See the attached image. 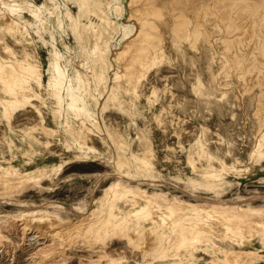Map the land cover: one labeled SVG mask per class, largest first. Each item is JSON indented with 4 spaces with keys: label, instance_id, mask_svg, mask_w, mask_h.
<instances>
[{
    "label": "bare ground",
    "instance_id": "1",
    "mask_svg": "<svg viewBox=\"0 0 264 264\" xmlns=\"http://www.w3.org/2000/svg\"><path fill=\"white\" fill-rule=\"evenodd\" d=\"M126 4L128 8L122 0H0V121L5 124L0 135V205L15 209L3 216L23 222L24 238L30 232L39 236V228L51 230L50 246L38 252L51 264H68L61 241L73 234L89 237L84 242L96 257H89L87 264H128L124 253L102 251L117 234L138 256V263L184 264L203 249L216 253L214 264H253L260 256L245 242L257 235L264 243V204L240 195L222 198L220 191L231 175L240 177L254 165L264 170V0ZM66 30L74 44L63 41L61 49L55 33ZM38 41L50 44L45 64ZM76 48L85 54L80 67L71 70L66 55ZM175 58L193 72L191 86L197 99L213 102L221 115L226 107L216 98L229 93L228 105L255 120L244 153L230 156L232 143L223 137L224 149L207 146L199 137L190 145L191 174L177 168L168 176L186 184L181 191L191 198L170 193L156 169L161 157L152 120L159 111L142 115L143 124L134 118L135 109L145 108L140 87L148 73ZM202 74L209 84L204 91ZM162 91L170 92L166 86ZM157 94L152 87L145 95L146 105ZM40 104L54 126L46 124ZM28 106L37 119L18 128L14 115ZM109 107L130 120L124 128L107 121ZM242 131L248 130L243 126ZM52 141L59 142L67 155L50 149ZM53 155L58 160L45 159ZM37 156L44 159L36 162ZM75 161H106L113 172L103 175L111 174L112 179L98 194L94 189L99 178L94 179L88 192L75 199L19 197L28 185L54 191L56 179ZM199 187L212 191L203 202L194 200Z\"/></svg>",
    "mask_w": 264,
    "mask_h": 264
},
{
    "label": "rangeland",
    "instance_id": "2",
    "mask_svg": "<svg viewBox=\"0 0 264 264\" xmlns=\"http://www.w3.org/2000/svg\"><path fill=\"white\" fill-rule=\"evenodd\" d=\"M33 1L35 3H41L44 0ZM122 2L125 7L128 8V4H126L128 3V0H122ZM70 6L72 10H78L74 3ZM124 22L126 23V21ZM47 36L48 35H46V37ZM5 38L8 42H12L9 35H5ZM55 38L57 46L61 49L63 41L69 42L72 45L74 44L72 33L69 30H66V33L64 34L59 32L55 33ZM114 39L115 38L111 40V44H113ZM37 43L38 52L45 64V58L47 56L48 49L50 48V44H44L39 41ZM2 50L3 49L0 47V52H2ZM84 54L85 53L81 52L78 48L72 50L70 53H67L66 57L69 60L68 65L71 70L75 67H80L79 61L84 58ZM173 60H165L166 62H161L160 65L148 73V78L146 80L144 79L140 87V90L143 93L141 101L143 103L145 102V108L135 109L134 118L138 123L143 124L144 120L142 119V115H149L153 112L157 113L159 111V117H155L152 120L153 129L155 130L153 134L154 143L157 148H159L157 150L159 156L161 157V161L155 163L156 169L162 174L161 177L167 180L166 182L170 187V193L181 195L184 198H191L188 193L181 191L182 189H186V184L168 176V173L173 174L177 168L183 173L191 174L190 166L187 164L190 145L193 144L195 139L199 137L206 142L207 146L214 147L217 145L219 149H224L227 148V142L220 140V137H223L224 140L228 139L232 143L229 145V148L231 149L230 156L233 154L244 153L246 152V150L244 151V148H248V141L251 138L249 137L251 136V131L249 130L253 127L252 125H254L255 120L252 116H245L238 107H230L228 105L229 93L221 96L222 98H216L217 100L224 102L226 107V109L222 110L223 114L221 115L216 112L218 110L214 107L213 102H209L205 98L197 99L191 86V83L194 81L193 72H190L185 67H182V62L178 59L175 58V60ZM204 75L205 74L201 75L203 80V85L201 86L202 91H204L209 85ZM165 86L169 88L170 92L168 91L164 93V91H162ZM152 87L157 88L158 94L155 98L156 100H154L155 102L152 101L150 103V105H152L151 109H149L148 106L150 105H146L144 98ZM185 93L187 94V97H184ZM217 94H220V92H217ZM92 104L94 103L92 102ZM40 105L39 106L41 107L44 116H46V124L54 126L52 120L48 116L46 108L42 104ZM96 109L97 104L95 111ZM177 112L180 117L177 116V118H173V116H175L173 114ZM229 112H232L233 116H230ZM104 116L108 122L111 120L110 124L114 121L120 128H124L125 124L130 121L122 111H119L114 107H109ZM36 119L37 114L35 110L31 106H28L23 110H20L18 114L14 115L13 123L19 128L24 124L33 122ZM171 122L176 125L171 124ZM230 125H232L233 129H229L228 126ZM242 125L246 127L248 131H242ZM4 127V120H1L0 135L2 131H4ZM95 143L98 147H101L99 141L95 140ZM166 145L167 147H165ZM160 146L165 149L163 150ZM49 148L62 154L61 156L67 155V153L63 152V147L59 142L52 141ZM58 158V155H53L48 156L45 159L58 160ZM42 159H44L42 156H37L35 160L36 162H40ZM262 162H264V160ZM104 172H113L111 165L106 161L100 163L75 161L68 164L61 177L56 179L54 191L41 192L39 189H35L33 185H28L24 193H20L21 196L19 195V197L24 199H38L44 195H48L52 197L75 199L84 196L96 178H99V181L98 186L94 189V191L98 194L100 189L112 179L111 174L104 176ZM68 174L71 175L66 177ZM230 178V183L226 184L220 191L222 198H230L240 195L252 198V203H256L257 205L264 204V170H261L258 165H254L250 171L241 174L240 177L231 175ZM29 186H32L33 188ZM181 187L183 188L181 189ZM196 193L198 194V197L194 198V200L197 202H203L204 198L212 195L211 190L202 187L197 188ZM0 211V264H51L52 261L50 258H42L43 260L39 258V253L41 251H46L45 249H47L51 244L53 237L52 232H50L51 230L48 231L46 228H42L41 230V228H39V236H35L36 234L30 232L24 238V232L22 230L23 222L13 218L12 216H3L4 212H14L15 209L9 205L1 204ZM88 239L89 237L81 238L78 235L73 234L68 240L61 241L65 244L66 262L68 264H87L89 257H96V253L91 252V247L87 246L84 242ZM57 242L58 241H56V243ZM218 243L222 246H228L225 242ZM263 244L264 243L259 240L257 235L245 242V246L247 248L251 250L256 249L255 251H257L258 256H260L256 258L253 264H264ZM45 245L47 246L45 247ZM95 250L101 251L102 249L96 248ZM102 251H107L113 256H116L118 253L121 255L124 253L123 255L128 260V264H145L140 262L138 263L136 261L138 256H133L132 250L126 245L119 234L113 235L109 238L108 246H106V248ZM215 254L216 253L210 251L208 253L206 251L204 252L203 249H199L195 252V256L190 258L191 260L188 258L184 259L183 262L184 264H214L212 258ZM217 256H219V253ZM56 258L55 259L58 260L59 257L56 256ZM157 261L158 260L156 258L155 262ZM218 264L222 263L219 262Z\"/></svg>",
    "mask_w": 264,
    "mask_h": 264
}]
</instances>
